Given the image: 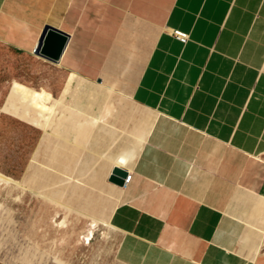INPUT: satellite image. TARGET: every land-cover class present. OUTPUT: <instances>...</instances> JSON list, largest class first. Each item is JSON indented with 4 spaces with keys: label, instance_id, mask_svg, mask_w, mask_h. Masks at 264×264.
Wrapping results in <instances>:
<instances>
[{
    "label": "crops",
    "instance_id": "crops-1",
    "mask_svg": "<svg viewBox=\"0 0 264 264\" xmlns=\"http://www.w3.org/2000/svg\"><path fill=\"white\" fill-rule=\"evenodd\" d=\"M47 25L54 97L96 122L43 130L21 184L109 223L119 264H264V0H0L1 44L35 54Z\"/></svg>",
    "mask_w": 264,
    "mask_h": 264
},
{
    "label": "rangeland",
    "instance_id": "rangeland-1",
    "mask_svg": "<svg viewBox=\"0 0 264 264\" xmlns=\"http://www.w3.org/2000/svg\"><path fill=\"white\" fill-rule=\"evenodd\" d=\"M51 73L45 64L37 61L36 54H23L0 43V174L18 181V186H21V175L43 131L17 120L4 112L3 107L14 81L33 89L46 88L56 96L68 74L62 73L53 86ZM23 188L25 200L27 195H31L44 205L39 200L49 199L41 192ZM8 190L0 184V264H60L53 259L50 246L58 247L54 256L61 264H119L114 255L117 246L115 230L99 224L89 244L83 235L91 223L90 217L52 205H44L45 209L41 212L38 204H29L33 197L25 203L27 216L24 217L17 199L21 197L20 191L12 190L6 195ZM43 214L48 223L42 221ZM35 222L39 226L38 233L40 230L52 232L45 237L43 245L33 246L31 241H25L26 237L23 240L24 233L31 234L30 227ZM62 222L65 224L60 227Z\"/></svg>",
    "mask_w": 264,
    "mask_h": 264
},
{
    "label": "bare ground",
    "instance_id": "bare-ground-1",
    "mask_svg": "<svg viewBox=\"0 0 264 264\" xmlns=\"http://www.w3.org/2000/svg\"><path fill=\"white\" fill-rule=\"evenodd\" d=\"M73 79H74V76L71 75V74H68V76L65 77L64 81H66L67 85H66L65 89L62 90V94L66 93L68 91L69 85L73 81ZM114 100L117 101L116 99H114ZM120 108H121V106H120ZM3 111L6 112L7 114L13 116L14 118H16L17 120H19V121H21L23 123H26V124L35 126L37 128H40L42 131L45 130L46 128H48V127H51L54 123H56V120L57 121H62L63 119L66 120V121L70 120L69 122H72V125H73L74 129L77 131L79 137H82V138L86 137L88 135L91 127L96 122V118L94 116L89 115L88 113L82 111L78 107V105L73 106V105H70V104L66 103L64 101V97L55 98L51 94V92L49 90H47L46 88L33 89L31 87H28L26 84H22V83H19L17 81H14L12 83V88H11L9 96L6 99V104L3 107ZM117 111H119V110H117ZM117 111H115V112H117ZM58 115H60V116H58ZM115 116H116V114H115ZM101 127H103V125ZM109 130H111V129H109ZM108 140H110V139L108 138ZM91 147H92V145H91ZM94 149H96V148H94ZM34 155H36V153ZM44 155H45V153H44ZM50 157L52 158L51 155H50ZM55 158H57V157H55ZM81 163H83V162H81ZM42 171H43V169H42ZM0 184L3 185L4 187H7V189H9L6 192V195L10 194V192L12 190H19L20 191L21 197L17 198L19 200V208H21V210H20L21 214H23L24 217L27 216L25 214V210L27 209V206H25V203L28 201V199L30 200V197H33V196L27 195V198L25 200L26 194H24L25 189L23 188V185L20 184L22 187L18 186V181H14V180H12V179H10V178H8L6 176H3L1 174H0ZM68 194H70V193H68ZM68 198H69V196H68ZM39 201L43 202L45 206L52 205L55 208L58 207L60 209H67V207H65L62 203L58 202V200L55 201V199L54 200L53 199H45V200H39ZM68 201L69 200H67V202ZM29 204L30 205H32V204L37 205L38 204L40 206L41 212L45 209L44 205L42 203L38 202L36 197H33V200L32 201L30 200ZM30 217H31V215H30ZM42 217H43L42 221L44 223H48L46 221V219H47L46 215L43 214ZM56 217H57V215H56ZM54 222L57 223L56 220ZM64 224H65V222H62L59 225H60V227H62ZM99 224H103L109 230H115L109 223L101 222V221H98L96 219L91 218V223L89 224V227H88V229L86 231V234L83 235L84 240L88 241L89 244L91 243V239L94 236V231L98 227ZM50 228H53V226H50ZM38 229H39V226H37V224L35 222V224H32L31 227H30L31 234L24 233V236H23L24 239L23 240H25V237H26L25 241L26 242H30L31 241L33 246L34 245H38L39 243L43 245V242H44L43 240L46 239L45 237H47V235H51L52 232H50V231L49 232H45L43 230H40V232L38 233L37 232ZM62 241H63V239H62ZM43 247H45V246H43ZM48 248L51 249V250L53 249V251H52L53 252V259L56 262L61 264V261H59L58 258H56L54 256V255H56L58 247L57 246H50Z\"/></svg>",
    "mask_w": 264,
    "mask_h": 264
},
{
    "label": "water",
    "instance_id": "water-1",
    "mask_svg": "<svg viewBox=\"0 0 264 264\" xmlns=\"http://www.w3.org/2000/svg\"><path fill=\"white\" fill-rule=\"evenodd\" d=\"M66 39L67 36L64 32L47 25L45 26L40 44L35 50V54L46 59V61L56 63ZM126 177V171L116 168L112 173L110 181L123 185Z\"/></svg>",
    "mask_w": 264,
    "mask_h": 264
},
{
    "label": "clouds",
    "instance_id": "clouds-1",
    "mask_svg": "<svg viewBox=\"0 0 264 264\" xmlns=\"http://www.w3.org/2000/svg\"><path fill=\"white\" fill-rule=\"evenodd\" d=\"M135 161V155H134V152H131V151H126L124 153L121 154L120 157H118L116 160H115V163L114 165H118L120 167H123V168H126L129 173H131L132 169H130L128 167V165L130 163H133Z\"/></svg>",
    "mask_w": 264,
    "mask_h": 264
},
{
    "label": "built area",
    "instance_id": "built-area-1",
    "mask_svg": "<svg viewBox=\"0 0 264 264\" xmlns=\"http://www.w3.org/2000/svg\"><path fill=\"white\" fill-rule=\"evenodd\" d=\"M173 35H174V37H175L178 41H180L182 44H186V43L188 42V40H189V35L186 34V33L180 32V31H174V32H173ZM131 177H132V175L130 174V175L128 176V178L126 179V184L129 183Z\"/></svg>",
    "mask_w": 264,
    "mask_h": 264
}]
</instances>
